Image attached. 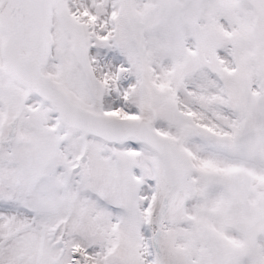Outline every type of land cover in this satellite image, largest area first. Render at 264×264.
Masks as SVG:
<instances>
[{
  "label": "snow or ice",
  "instance_id": "1",
  "mask_svg": "<svg viewBox=\"0 0 264 264\" xmlns=\"http://www.w3.org/2000/svg\"><path fill=\"white\" fill-rule=\"evenodd\" d=\"M0 264H264V0H0Z\"/></svg>",
  "mask_w": 264,
  "mask_h": 264
}]
</instances>
